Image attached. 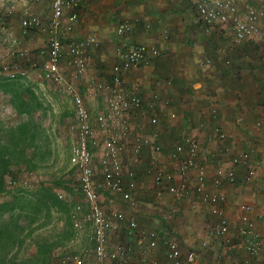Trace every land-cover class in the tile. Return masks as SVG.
Masks as SVG:
<instances>
[{
    "label": "built area",
    "instance_id": "obj_1",
    "mask_svg": "<svg viewBox=\"0 0 264 264\" xmlns=\"http://www.w3.org/2000/svg\"><path fill=\"white\" fill-rule=\"evenodd\" d=\"M42 1L48 3L50 10L46 23L25 7L19 14L17 34L24 37L36 29L44 34V45L34 50L19 47L18 38L13 35L11 46L4 52L7 62L0 63V74L15 80L37 70L42 80L60 89L71 100L73 140L68 148V164L75 173L76 190L86 203L82 216L89 225L94 263L127 264L137 248L138 261L142 264H197L200 249L213 243L217 248H233L247 260L264 264V234L257 230L247 204L236 205L239 211L237 224L230 234L231 225L221 186L223 183L234 184L233 168L218 165L209 170L192 129L182 132L169 148L164 149L154 141L158 111L167 109L164 116L170 121L177 119V112L169 106V101H162L155 93L145 100L140 93L124 87L123 75L149 66L158 54L157 47L144 43L115 46V61L110 67L108 80L93 84L102 97L103 108L91 116L85 102L90 93L81 92L76 81L86 71V49L95 46L97 41L92 35L78 41L67 36L78 20V0H28V3L40 4ZM189 3L205 32L218 27L234 44L253 46L264 68V0H189ZM129 29V22L123 20L116 25L115 33L122 36ZM165 84H169V79ZM217 111V105L210 103L206 119L212 122L201 120L197 125L198 129H206L216 146L225 138L222 128L213 123ZM141 118L149 126L144 128L145 133L143 127L135 126ZM253 126L262 127V122L254 121ZM143 153H146L144 160ZM133 160L146 162L143 173L150 177L155 197L166 194L175 202L192 195L196 198L206 209L205 235L210 237V242L202 240L195 248H182L171 235H160L156 229L138 228L133 219H125L119 211H106L100 205L101 194H106L109 201L118 199L128 207L135 205L133 192L137 186V172L128 166ZM229 164L243 167V182L256 178L261 169L254 146L243 147L229 158ZM56 196L60 199L63 195L56 191ZM73 209L82 213L78 203ZM161 220L166 222L168 216L161 215ZM123 222L127 241L116 240L109 244V234H116ZM160 255L163 261L159 260ZM67 260L84 264L83 258L75 254Z\"/></svg>",
    "mask_w": 264,
    "mask_h": 264
},
{
    "label": "crops",
    "instance_id": "obj_2",
    "mask_svg": "<svg viewBox=\"0 0 264 264\" xmlns=\"http://www.w3.org/2000/svg\"><path fill=\"white\" fill-rule=\"evenodd\" d=\"M78 2V20L67 36L78 41L92 35L97 41L95 46L86 49V71L76 81L81 92L90 93L85 100L89 112L94 115L103 108L102 97L93 87V80H108L110 67L115 61V46L123 44L128 47L144 43L157 47L158 54L149 66L129 71L122 77L124 87L140 93L145 100H149L152 93H155L162 101H169V106L177 112V119L170 121L164 116L166 108L158 111L159 123L156 125L154 141L167 149L182 132L192 129L208 169L220 165L223 168L231 167L235 172L234 184L223 183L221 186L225 193L230 234L237 224L238 203H245L250 207L249 214L255 220L257 230L264 234V216L259 217L264 211V143L261 141L264 139V68L256 61L254 50L248 44H231L227 39L204 35L201 25L196 22L195 15L189 8V0ZM16 4L19 14L26 7L46 23L50 12L48 3L42 1L40 4H29L28 0H18ZM123 20L129 22L130 29L118 36L115 27ZM17 22L14 31L18 30ZM2 28L4 27L1 26L0 29ZM15 34L19 38V47L34 50L44 45V34L36 29L24 37L18 35L17 31ZM60 34H63L61 30ZM205 57L209 63L205 64ZM2 62H7L4 52L0 55V63ZM32 75L41 78L37 70L29 71L26 77ZM166 79H169V84H165ZM210 103H215L218 107V115L213 123H217L225 133L224 140L217 146L206 129L197 127L201 120L205 123L212 122L206 119ZM257 120L262 122V127L253 126V122ZM137 125L143 127V133L146 132L144 128L147 122L144 118L136 121L135 126ZM245 146H254L261 161V169L250 182L242 181L243 167L229 164V158ZM162 157L163 155L160 159ZM145 165V161H131L128 164L137 172V186L133 197L141 199L145 195H151L153 199L162 200L169 207L160 214L168 216V220L163 221L165 225L158 222L157 226H152H156L160 235H170L166 231L170 213L180 210L177 212L181 213L182 218L177 216L172 221L182 239V244L177 241L179 245L182 248H195L202 240L210 242V237L205 235L206 209L193 195L176 202L166 194L155 197L150 177L142 174ZM159 260L163 261L161 255ZM224 262L262 264L256 260H247L240 251L217 248L213 243L200 249L197 264ZM140 263L133 253L127 264Z\"/></svg>",
    "mask_w": 264,
    "mask_h": 264
},
{
    "label": "rangeland",
    "instance_id": "obj_3",
    "mask_svg": "<svg viewBox=\"0 0 264 264\" xmlns=\"http://www.w3.org/2000/svg\"><path fill=\"white\" fill-rule=\"evenodd\" d=\"M17 1L0 0L4 27L0 29V55L11 46L13 35L18 38L17 30H13L19 18ZM256 61L260 64L257 55ZM10 81L14 83L12 90L6 92L4 84ZM18 94L29 108L28 113H18L10 103ZM72 124L70 99L60 89L35 75L13 81L0 74V264H73L67 257L74 254L82 257L84 264H95L89 225L82 216L86 203L76 190L75 173L68 164ZM142 174L145 175L143 171ZM39 186L61 192L62 198L56 197L63 203L61 207L49 206L48 202L44 206ZM134 199L135 205L128 207L101 194L100 205L106 211H119L125 219H133L138 228L157 229L158 222L165 225L160 214L169 209L168 204L165 206L151 195ZM76 203L81 205L82 213L74 211ZM177 211L180 210L170 213L166 231L182 244L172 224L177 216L182 218ZM125 226L123 222L116 234H109V244L127 241ZM134 257L138 259L137 248Z\"/></svg>",
    "mask_w": 264,
    "mask_h": 264
},
{
    "label": "trees",
    "instance_id": "obj_4",
    "mask_svg": "<svg viewBox=\"0 0 264 264\" xmlns=\"http://www.w3.org/2000/svg\"><path fill=\"white\" fill-rule=\"evenodd\" d=\"M189 8L192 10V12H193V8H192V6L189 4ZM194 13V12H193ZM197 22V21H196ZM198 23V22H197ZM200 24V23H199ZM201 25V24H200ZM201 30H202V32L204 33V35H206V36H208V37H214V36H218V37H220V38H224V39H227L228 40V42L229 43H233L232 41H231V39H229L226 35H225V33L222 31V29L221 28H218V27H213V28H211L208 32H205L204 30H203V26H201ZM234 44V43H233ZM237 45H239V44H237ZM246 45V44H245ZM251 48H253L254 49V47L253 46H251V45H249ZM255 51V50H254ZM208 58H206L205 57V64L206 63H209V61L207 60ZM7 80H9V79H7ZM13 81H18V79H15V80H13ZM14 83L13 82H6L5 84H4V90L6 91V92H9V90H12V85H13ZM20 94V93H19ZM19 94L17 95V97H16V100L14 101V99H10V103L12 104V106L15 108V110L18 112V113H22V112H24V113H28L29 112V108H27L26 107V103H25V101H24V99H21L20 98V96H19ZM14 96V95H13ZM263 100V99H262ZM262 105H264V103H263V101H262ZM217 113H218V111H217ZM216 113V114H217ZM218 115V114H217ZM2 176H3V174H1V172H0V191L1 190H3V186H2V182H3V178H2ZM51 187V186H50ZM50 187H42L41 186V188H40V186L38 187V190L40 191V195H41V197L43 198V200H45V202H44V206H45V204L48 202V204H49V206L50 205H53V206H56V205H59V207H61V204H63V203H61L59 200H57V196H56V191H58V190H56L55 188H50ZM40 188V189H39ZM162 221V220H161ZM1 233V232H0ZM0 237H1V235H0ZM32 259V258H31ZM33 261H35L34 259H32ZM37 260V259H36ZM44 261H45V258L43 259ZM30 261V260H29ZM41 261H42V259H41Z\"/></svg>",
    "mask_w": 264,
    "mask_h": 264
}]
</instances>
